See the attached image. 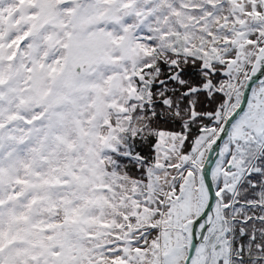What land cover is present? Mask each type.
<instances>
[{
	"label": "snow or ice",
	"instance_id": "1",
	"mask_svg": "<svg viewBox=\"0 0 264 264\" xmlns=\"http://www.w3.org/2000/svg\"><path fill=\"white\" fill-rule=\"evenodd\" d=\"M0 264H264V0H0Z\"/></svg>",
	"mask_w": 264,
	"mask_h": 264
},
{
	"label": "water",
	"instance_id": "2",
	"mask_svg": "<svg viewBox=\"0 0 264 264\" xmlns=\"http://www.w3.org/2000/svg\"><path fill=\"white\" fill-rule=\"evenodd\" d=\"M259 79H260V74L258 73V74H257V77L254 78L253 83H258Z\"/></svg>",
	"mask_w": 264,
	"mask_h": 264
}]
</instances>
